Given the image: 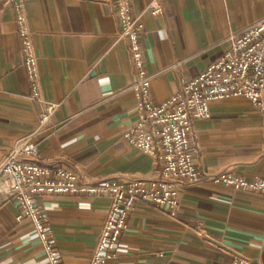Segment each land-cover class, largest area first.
Here are the masks:
<instances>
[{
	"label": "crops",
	"instance_id": "1",
	"mask_svg": "<svg viewBox=\"0 0 264 264\" xmlns=\"http://www.w3.org/2000/svg\"><path fill=\"white\" fill-rule=\"evenodd\" d=\"M132 0L143 35L151 93L166 102L181 78L204 72L228 50L226 38L264 17V0ZM43 98L58 105L51 128L36 137L42 160L91 182L119 177L155 179L159 160L124 133L138 120L135 78L127 42L111 0H27ZM22 53L13 3L0 6V161L37 128L43 110ZM196 125L194 146L204 172L232 170L264 178L261 116L243 98L214 102ZM179 214L139 204L107 264H231L242 254L264 264V195L206 182L179 190ZM46 217L63 264H90L110 200L43 195ZM16 202L0 203V264H50L31 220L19 222Z\"/></svg>",
	"mask_w": 264,
	"mask_h": 264
},
{
	"label": "built area",
	"instance_id": "2",
	"mask_svg": "<svg viewBox=\"0 0 264 264\" xmlns=\"http://www.w3.org/2000/svg\"><path fill=\"white\" fill-rule=\"evenodd\" d=\"M13 3L22 42V53L32 87V98L43 106L36 130L19 140L0 161V203L13 200L20 209L17 217L32 221L50 264H63L46 217L36 204L43 195H76L107 198L110 208L100 240L90 264H107L128 228L130 215L141 204L169 209L175 220L179 214V190L206 182L234 190L264 195V178L247 180L224 170L207 174L198 161L194 146L196 125L211 119L214 102L243 98L252 103L261 116L262 153L264 156V17L239 34L226 38L228 50L201 74L181 78L179 90L166 102L152 98L153 76L146 70L143 35L145 24L136 14L132 0H111L120 25L118 39L127 42L135 78L131 85L137 101L138 120L124 137L133 146L156 157L160 162L155 179L119 177L91 182L73 171L46 164L36 137L51 128L58 105L43 98L38 54L30 28L27 0H0V6ZM149 10L161 16L164 9L154 0ZM231 264H255L237 255Z\"/></svg>",
	"mask_w": 264,
	"mask_h": 264
}]
</instances>
